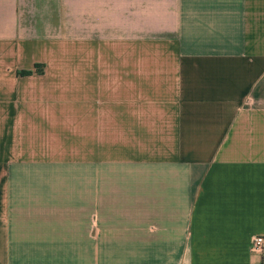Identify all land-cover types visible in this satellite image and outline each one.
Masks as SVG:
<instances>
[{
    "label": "crops",
    "instance_id": "0c3cea01",
    "mask_svg": "<svg viewBox=\"0 0 264 264\" xmlns=\"http://www.w3.org/2000/svg\"><path fill=\"white\" fill-rule=\"evenodd\" d=\"M253 235L264 0H0V264H264Z\"/></svg>",
    "mask_w": 264,
    "mask_h": 264
},
{
    "label": "rangeland",
    "instance_id": "374dc122",
    "mask_svg": "<svg viewBox=\"0 0 264 264\" xmlns=\"http://www.w3.org/2000/svg\"><path fill=\"white\" fill-rule=\"evenodd\" d=\"M62 9L61 8H28V14L30 16H32L33 18H35L36 20H41L43 21L44 19H46L45 21L47 22L48 25H52V28H48L46 30V32L44 31V29H38L37 33L39 34V36H43V35H51V36H57V35H61L60 32L57 31L56 29V23L57 20L60 19V15L62 14ZM72 14L69 13V25L70 28L64 32H62V34L64 35H75V27L74 24L70 23V16ZM73 15L75 16V13H73ZM52 20V21H50ZM52 22V23H51ZM32 35H34V30H30V34L28 35V37H32Z\"/></svg>",
    "mask_w": 264,
    "mask_h": 264
},
{
    "label": "built area",
    "instance_id": "2783aa9c",
    "mask_svg": "<svg viewBox=\"0 0 264 264\" xmlns=\"http://www.w3.org/2000/svg\"><path fill=\"white\" fill-rule=\"evenodd\" d=\"M249 250L252 253L264 255V235H253L250 237Z\"/></svg>",
    "mask_w": 264,
    "mask_h": 264
},
{
    "label": "trees",
    "instance_id": "16d2710c",
    "mask_svg": "<svg viewBox=\"0 0 264 264\" xmlns=\"http://www.w3.org/2000/svg\"><path fill=\"white\" fill-rule=\"evenodd\" d=\"M27 72H21V74H26Z\"/></svg>",
    "mask_w": 264,
    "mask_h": 264
}]
</instances>
